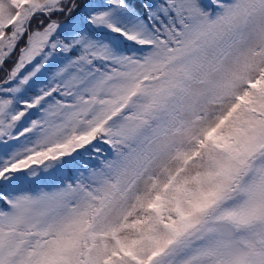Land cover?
<instances>
[{
    "label": "snow or ice",
    "instance_id": "6c2138e0",
    "mask_svg": "<svg viewBox=\"0 0 264 264\" xmlns=\"http://www.w3.org/2000/svg\"><path fill=\"white\" fill-rule=\"evenodd\" d=\"M0 73V264H264V0H0Z\"/></svg>",
    "mask_w": 264,
    "mask_h": 264
},
{
    "label": "trees",
    "instance_id": "16d2710c",
    "mask_svg": "<svg viewBox=\"0 0 264 264\" xmlns=\"http://www.w3.org/2000/svg\"><path fill=\"white\" fill-rule=\"evenodd\" d=\"M0 74H2V73H0ZM102 147L107 148V146H102ZM82 159L85 160V161H87L88 160V157H83Z\"/></svg>",
    "mask_w": 264,
    "mask_h": 264
}]
</instances>
